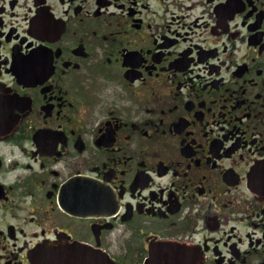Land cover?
Listing matches in <instances>:
<instances>
[{
    "label": "flooded vegetation",
    "instance_id": "1",
    "mask_svg": "<svg viewBox=\"0 0 264 264\" xmlns=\"http://www.w3.org/2000/svg\"><path fill=\"white\" fill-rule=\"evenodd\" d=\"M46 260L264 264V0H0V264Z\"/></svg>",
    "mask_w": 264,
    "mask_h": 264
},
{
    "label": "water",
    "instance_id": "2",
    "mask_svg": "<svg viewBox=\"0 0 264 264\" xmlns=\"http://www.w3.org/2000/svg\"><path fill=\"white\" fill-rule=\"evenodd\" d=\"M45 246L42 248V252L40 251V253H44L45 254V252H46V250H45Z\"/></svg>",
    "mask_w": 264,
    "mask_h": 264
}]
</instances>
